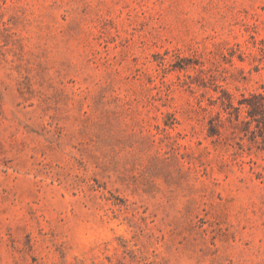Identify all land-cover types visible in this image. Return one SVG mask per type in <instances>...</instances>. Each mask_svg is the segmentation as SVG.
I'll return each mask as SVG.
<instances>
[{
  "label": "rangeland",
  "instance_id": "rangeland-1",
  "mask_svg": "<svg viewBox=\"0 0 264 264\" xmlns=\"http://www.w3.org/2000/svg\"><path fill=\"white\" fill-rule=\"evenodd\" d=\"M264 0H0V264H264Z\"/></svg>",
  "mask_w": 264,
  "mask_h": 264
},
{
  "label": "trees",
  "instance_id": "trees-1",
  "mask_svg": "<svg viewBox=\"0 0 264 264\" xmlns=\"http://www.w3.org/2000/svg\"><path fill=\"white\" fill-rule=\"evenodd\" d=\"M263 91L253 93L250 97L244 98L241 104L247 105L248 123L253 120L262 121L264 123V86Z\"/></svg>",
  "mask_w": 264,
  "mask_h": 264
}]
</instances>
